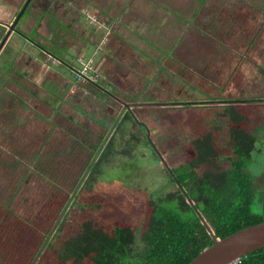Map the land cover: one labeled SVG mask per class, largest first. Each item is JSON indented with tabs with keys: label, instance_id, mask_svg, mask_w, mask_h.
Listing matches in <instances>:
<instances>
[{
	"label": "rangeland",
	"instance_id": "rangeland-1",
	"mask_svg": "<svg viewBox=\"0 0 264 264\" xmlns=\"http://www.w3.org/2000/svg\"><path fill=\"white\" fill-rule=\"evenodd\" d=\"M24 1L0 0V41ZM92 1L99 2L33 0L26 7L28 13L16 23L21 32H11L0 49V203L10 209L6 213L7 226L0 231V264H30L46 235L40 223L48 214L60 210L61 216L66 213L64 229L52 230L47 236L51 253L52 249L61 250L60 239L76 234L75 222L92 219L107 228L123 220L135 224L149 195L176 188L162 161L146 143V129L127 116L125 107L119 109L101 92H90L81 77L82 63L88 58L94 60L89 74L95 73L94 77L100 79L103 72L93 57H87L89 40L101 45L91 33L93 25L98 27L95 33L102 26ZM252 2L262 7L247 11L255 22L228 11H223L228 14L223 20L228 25L218 21L201 24L203 17L181 19L192 25L190 34L169 54L167 67L178 75L171 84L161 85L170 90L171 96L162 97L167 93L160 89L145 93L139 90L144 84L136 79L114 78L113 83L121 87L107 84L128 103L168 102L130 109L136 120L149 129L171 168L183 161V145L216 118L215 112L224 103L207 106L206 102L238 96L262 97L264 102V0ZM209 3L207 9L213 14L215 10ZM237 32L241 39L234 37ZM29 36L47 48L53 43L71 60L78 75L37 50L26 40ZM164 49L155 47L156 53L165 54ZM99 57L98 48L96 60ZM125 58L134 60L132 68L142 70L139 58ZM146 84L144 89L154 88L148 78ZM220 86L223 89H218ZM186 101L195 103L179 104ZM96 141H101L99 151H103L93 155L89 148ZM107 146L111 154H105ZM99 155L104 156L89 172L88 164L97 161ZM42 165L48 168L46 176L36 173ZM249 168L257 175L264 169L261 141L256 144ZM72 190L78 197L71 203L72 198H67ZM135 245L140 247L138 238Z\"/></svg>",
	"mask_w": 264,
	"mask_h": 264
},
{
	"label": "trees",
	"instance_id": "trees-1",
	"mask_svg": "<svg viewBox=\"0 0 264 264\" xmlns=\"http://www.w3.org/2000/svg\"><path fill=\"white\" fill-rule=\"evenodd\" d=\"M26 9L22 15L28 13ZM251 20L255 22L253 18ZM57 22L61 25V22ZM236 38L241 39V35ZM34 41L40 47L37 44L33 46L41 53L42 48H45L65 62L68 61L67 55L56 50L53 43L47 48L37 40ZM74 63H78V60L75 59ZM77 72V68L73 70L76 75ZM83 79L90 86V92H101L116 103L119 109L124 107L122 102L113 99L110 92L99 88L97 79L96 82ZM219 99L221 100L206 102L207 106H215L219 101L224 103H219L221 107L215 112L216 118L208 121L209 125L183 145L184 159L172 170L214 234L222 238L264 220V169L257 175L249 168L256 144L259 141L264 144V102L262 97ZM134 106L148 105H131ZM125 110L127 116L138 124L132 109ZM138 126L144 127L142 124ZM100 142L96 141L89 148L93 155L99 151ZM146 143L150 145L147 139ZM158 149L161 154L164 153L162 149ZM109 153L111 151L107 146L105 154ZM154 154L158 158L156 152ZM100 156L104 155H99L97 161L88 164L89 172L92 173L97 168ZM38 171L44 176L48 174L46 165L37 168L36 173ZM166 174L169 181L174 183L168 171ZM84 186H89L88 181H85ZM77 197L78 193L72 190L67 200L72 198V203ZM0 206L1 231L7 226L6 213L10 209L2 203ZM62 211L48 214L43 223L39 222L46 235L36 248V254L42 250L41 253L38 257L35 254L30 264L35 260L36 264H187L213 243L206 227L177 185L174 191L149 195L145 199L142 216L135 224L123 220L107 228L94 223L92 219L84 218L75 222L76 234L65 240L60 239L61 250L52 249L49 253L48 249L52 244L47 236L52 230L64 229L66 213L61 216ZM54 236L53 233L51 237ZM137 238L140 247L135 245ZM232 264H264V246L247 253Z\"/></svg>",
	"mask_w": 264,
	"mask_h": 264
},
{
	"label": "crops",
	"instance_id": "crops-1",
	"mask_svg": "<svg viewBox=\"0 0 264 264\" xmlns=\"http://www.w3.org/2000/svg\"><path fill=\"white\" fill-rule=\"evenodd\" d=\"M92 2L95 12L100 16L102 26L99 29L101 31L97 29L98 31L95 33V29L98 27L93 25L91 33L100 39L101 45L99 43L100 46H97L89 40L88 47L90 50L87 57H93L99 64V71H103L102 78L97 82L99 88L107 93H109L108 91L113 92V94H109L122 104L125 98L117 95L116 90L107 86L110 84L113 87L114 78L128 81L136 79L144 84L139 90L145 93L160 89L165 94L167 93L162 97L171 96L170 90L161 85V83L171 84L175 79L174 76L178 75V73L175 74L174 70L167 67L169 60H171L169 54L175 50L174 45L176 43H181L190 34V26L192 25H187L181 19L193 17L192 20H197V18L203 17L199 20L201 24L205 22L212 24L211 21H215L213 24H217L218 21L223 25H228L227 22L224 23L228 14L223 11L233 13L238 17L240 15L241 18L252 19L253 15L251 16L247 11L262 9L258 3L252 2V0H101V2L99 0V2ZM208 3L215 10L213 14L207 9ZM202 9H204L203 12H201ZM231 16L232 18L235 17L232 14ZM243 23L245 22L241 23L242 26ZM196 24L198 25V23ZM247 26L245 25V27ZM239 34L237 32L234 37H239ZM163 46L168 47V50H165ZM155 47L164 49L166 53H156ZM98 48L100 49V57L97 59L99 61L95 58ZM128 55L139 58L138 66L142 70L132 68L135 67V63L133 59L128 58L127 60L125 58ZM180 72H182L181 69ZM183 72L190 73L189 71ZM164 75L167 77H163ZM146 78L153 82L152 87L154 88L144 89V86L149 85H145ZM100 80L101 82H99ZM182 80L188 79L182 78ZM115 87L121 86L115 84ZM119 89L123 90L124 88ZM124 102L127 101L124 100ZM152 102H140L136 105L164 104L161 102H159L160 104H152Z\"/></svg>",
	"mask_w": 264,
	"mask_h": 264
},
{
	"label": "water",
	"instance_id": "water-1",
	"mask_svg": "<svg viewBox=\"0 0 264 264\" xmlns=\"http://www.w3.org/2000/svg\"><path fill=\"white\" fill-rule=\"evenodd\" d=\"M29 2L30 0H25L23 4L21 5V8L19 9V11L16 13L13 21L10 24H7V30L4 33L0 41V49L4 45L9 34L13 31L16 32V27H15L16 23L18 22L22 13L25 11ZM153 103L160 104L159 102H152V104ZM187 103L192 104V103H195V101H186V102H182L179 104H187ZM134 104L136 103H128V102L123 101V105L127 109H130V106ZM164 104H168V102H165ZM139 123L144 125V123L142 122H139ZM144 127L147 132L146 137H147L149 144L151 145L153 150L156 152V154L162 161L164 167L169 172V174L175 181L176 185L179 187V189L184 194L186 201L191 205L196 215L200 219V222L206 227L207 232L210 234V236L213 239V243L211 245L201 250L187 264H229L235 259L245 256L247 253L263 247L264 246V220L257 222L255 224L245 226L222 238L217 237L214 234L212 228L208 225L204 216L202 215L200 210L196 207L192 199L189 197L184 187L181 185L176 175L174 174L172 168L168 165L167 161L162 156L157 145L152 140L149 129L146 127V125H144Z\"/></svg>",
	"mask_w": 264,
	"mask_h": 264
},
{
	"label": "flooded vegetation",
	"instance_id": "flooded-vegetation-1",
	"mask_svg": "<svg viewBox=\"0 0 264 264\" xmlns=\"http://www.w3.org/2000/svg\"><path fill=\"white\" fill-rule=\"evenodd\" d=\"M33 0H30V2H29V4L32 2ZM28 7V6H27ZM16 27V26H15ZM17 31H19L18 30V28H16V32ZM30 37V36H29ZM26 40H28V42H30V43H32V45L33 44H37V45H39L38 43H36L35 41H34V39H31V37L30 38H27ZM39 47H40V45H39ZM43 50V53H45L46 55H49L50 57H52L53 58V60L55 61V62H57L58 64H60V65H64L65 67H67L68 69H70V70H75L76 68L72 65V63H71V60H69V58H68V61L67 62H65L62 58H60V57H58V56H56L55 54H53V53H51L50 51H48V50H46L45 48H42ZM97 80H99L98 78H97ZM90 81L91 82H96V80L95 79H90Z\"/></svg>",
	"mask_w": 264,
	"mask_h": 264
},
{
	"label": "built area",
	"instance_id": "built-area-1",
	"mask_svg": "<svg viewBox=\"0 0 264 264\" xmlns=\"http://www.w3.org/2000/svg\"><path fill=\"white\" fill-rule=\"evenodd\" d=\"M81 59V58H80ZM78 60V59H77ZM93 59L92 58H88L87 59V61L85 62V63H82V69L80 70V71H82V73H83V75H81V77H83V78H86V79H96L97 78V75H95L96 77H94V74L95 73H92L93 75H91V74H89V72H90V69H91V66H92V64H93ZM82 73H80V74H82ZM88 74H89V76H88ZM94 77V78H93ZM240 260V258H237V259H235L234 261H232L231 263H229V264H232V263H235V262H238Z\"/></svg>",
	"mask_w": 264,
	"mask_h": 264
},
{
	"label": "bare ground",
	"instance_id": "bare-ground-1",
	"mask_svg": "<svg viewBox=\"0 0 264 264\" xmlns=\"http://www.w3.org/2000/svg\"><path fill=\"white\" fill-rule=\"evenodd\" d=\"M58 227V226H57Z\"/></svg>",
	"mask_w": 264,
	"mask_h": 264
}]
</instances>
